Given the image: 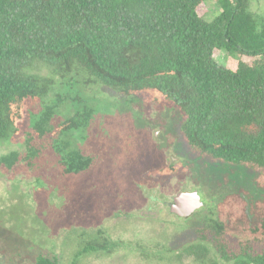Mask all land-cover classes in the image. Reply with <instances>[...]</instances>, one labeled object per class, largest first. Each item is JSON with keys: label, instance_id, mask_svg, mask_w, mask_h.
Here are the masks:
<instances>
[{"label": "trees", "instance_id": "16d2710c", "mask_svg": "<svg viewBox=\"0 0 264 264\" xmlns=\"http://www.w3.org/2000/svg\"><path fill=\"white\" fill-rule=\"evenodd\" d=\"M207 2L219 9L210 21L198 12ZM249 4L0 0V142L23 137L20 127L27 115L30 121L23 153L0 161L33 169L50 154L67 177L94 163L70 138L91 123V108L84 103L74 117L51 124L60 102L56 80L78 75L124 99L168 102L181 115L180 134L192 151L256 172L262 192L256 199L224 196L196 229L200 242L188 252L200 262L211 261V248L224 263L264 264V16ZM215 50L225 53L226 64L215 62ZM42 68L50 76L36 72ZM176 170L170 164L147 174L166 177ZM35 264L58 261L39 254Z\"/></svg>", "mask_w": 264, "mask_h": 264}, {"label": "rangeland", "instance_id": "374dc122", "mask_svg": "<svg viewBox=\"0 0 264 264\" xmlns=\"http://www.w3.org/2000/svg\"><path fill=\"white\" fill-rule=\"evenodd\" d=\"M249 10L263 17L264 0H250ZM198 12L210 21L219 9L207 2ZM213 58L226 64L224 52L215 50ZM36 72L50 76L46 68ZM54 88L60 102L53 126L74 117L84 103L92 109L91 123L70 138L94 156V163L85 173L67 177L50 154L33 169L24 163L8 168L0 161V264H10L15 250L21 252V264H35L39 254L58 264H233L211 248L212 262H200L188 249L200 242L196 229L224 196L261 195L256 172L192 151L180 134L181 115L168 102L124 99L78 75L56 80ZM29 122L27 115L20 127L23 137L0 142V160L23 153ZM170 164L177 169L171 176L147 174ZM182 191H197L204 203L188 219L169 213L171 198ZM91 246L96 249L86 251Z\"/></svg>", "mask_w": 264, "mask_h": 264}, {"label": "water", "instance_id": "95a60500", "mask_svg": "<svg viewBox=\"0 0 264 264\" xmlns=\"http://www.w3.org/2000/svg\"><path fill=\"white\" fill-rule=\"evenodd\" d=\"M203 205L204 203L197 191H182L177 192L171 198L168 207L170 214L178 218L186 219L195 211L202 208Z\"/></svg>", "mask_w": 264, "mask_h": 264}, {"label": "flooded vegetation", "instance_id": "af4514ba", "mask_svg": "<svg viewBox=\"0 0 264 264\" xmlns=\"http://www.w3.org/2000/svg\"><path fill=\"white\" fill-rule=\"evenodd\" d=\"M201 209V208H200ZM199 210V209H198ZM197 210V211H198ZM197 211H195L190 217H192ZM189 217V216H188ZM189 217V218H190ZM186 219H188V218H186ZM15 252L17 253L16 255H14L13 257H12V260L11 261H9V263L10 264H21V255H18L19 253H21L19 250H15Z\"/></svg>", "mask_w": 264, "mask_h": 264}]
</instances>
